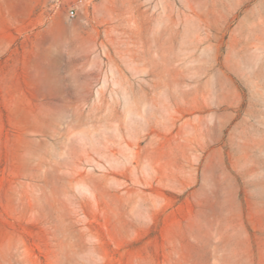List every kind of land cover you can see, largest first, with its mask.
<instances>
[{"label":"rangeland","instance_id":"obj_1","mask_svg":"<svg viewBox=\"0 0 264 264\" xmlns=\"http://www.w3.org/2000/svg\"><path fill=\"white\" fill-rule=\"evenodd\" d=\"M0 264H264V0H0Z\"/></svg>","mask_w":264,"mask_h":264},{"label":"built area","instance_id":"obj_2","mask_svg":"<svg viewBox=\"0 0 264 264\" xmlns=\"http://www.w3.org/2000/svg\"><path fill=\"white\" fill-rule=\"evenodd\" d=\"M69 12H70V16L71 17H74L75 16V10H74V8H71Z\"/></svg>","mask_w":264,"mask_h":264}]
</instances>
